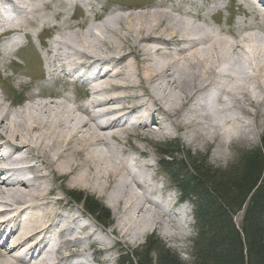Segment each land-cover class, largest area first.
<instances>
[{
    "label": "bare ground",
    "instance_id": "bare-ground-1",
    "mask_svg": "<svg viewBox=\"0 0 264 264\" xmlns=\"http://www.w3.org/2000/svg\"><path fill=\"white\" fill-rule=\"evenodd\" d=\"M218 2L185 0L200 4L194 14L176 9L205 26L211 20L218 27L212 31L179 21L154 2L121 5L133 13L115 15L109 5L98 10L91 0H0V38L11 36L2 60L23 38L30 45L35 36L53 35L42 44L44 79L31 87L40 92L27 96L13 119L0 102V264H91L90 256H102L100 264H108L112 247L80 223L83 215L62 196L70 189L95 194L118 210L109 232L119 245L129 231L137 240L156 229L166 239L185 240L187 220L177 218L175 194L156 174L153 155L125 140L133 134L140 141L174 137L214 147L217 159L225 161L226 148L248 140L239 114L249 117L253 110V120L264 118V37L256 35L264 21L228 18L223 23L220 8L210 17L209 5ZM230 2L240 8L234 14H251L248 0ZM113 37L132 44L118 47L110 42ZM58 71L71 84L98 77L85 87L82 104L65 93L55 96ZM161 79L166 90L159 87ZM205 120L210 124L197 130ZM259 126L264 128V119ZM260 132L254 131L258 137ZM144 208L153 213L145 214ZM181 212L186 213L185 206ZM171 214L178 234L164 225Z\"/></svg>",
    "mask_w": 264,
    "mask_h": 264
},
{
    "label": "rangeland",
    "instance_id": "rangeland-1",
    "mask_svg": "<svg viewBox=\"0 0 264 264\" xmlns=\"http://www.w3.org/2000/svg\"><path fill=\"white\" fill-rule=\"evenodd\" d=\"M93 3L96 4L97 8H101L104 4L109 5L115 12H113L115 15L119 13H133V10H121L122 6H134V5H148L152 2L157 3L158 5H161L164 10H167V12L172 14L173 17H175L179 21H183L186 23H189V25H195L204 29L209 30H217V24L213 23L211 20L210 22L205 26L202 23L195 22L194 18L187 17L185 15H182L178 12H176L177 8H182L184 11H189L191 14H194L199 11L200 4L196 5H190L184 3L185 0H91ZM201 1V0H199ZM218 4H211L209 5V8L211 9L210 17L217 11L218 8L221 9V13L219 15L220 19H222L223 23H226V19L229 18L230 20L235 21H241L243 19L250 20L253 23H259L262 20L264 21V17H261L257 15L258 13H255L252 9L249 8L250 15H244V14H234L237 13L239 6L238 3L233 4L229 1L230 0H219ZM223 4H222V3ZM224 5H227L228 7L226 9H223ZM176 6V7H174ZM215 6V7H214ZM86 10V8H85ZM112 11V10H111ZM146 11V9H144ZM48 15H51L50 11ZM112 13V14H113ZM88 14V13H87ZM104 15L103 17H112L113 15ZM89 15V14H88ZM253 16H257L256 20H253ZM81 18L80 22H84L83 17ZM93 18V15L91 14L90 20ZM53 19L52 16L50 17V20ZM214 19V18H213ZM54 21V20H53ZM52 21V23H53ZM90 21H87V24ZM92 22V21H91ZM232 22V21H231ZM96 24L99 23L98 20L95 21ZM94 23V24H95ZM95 24V25H96ZM113 28L118 29V26L112 25ZM81 31V30H80ZM79 34V30L75 31ZM68 33V31H66ZM122 36H127V33L124 31L119 32ZM256 35L258 37L263 38L264 37V29L263 31H257ZM244 36V34H243ZM52 37L51 33H42L40 35V38H33L32 44L25 47L23 50L19 51L15 56L11 57V61L5 59L2 60L0 56V102L2 103L3 108H8L10 110V117L13 115V112H16L20 110L21 106L26 103V97L30 95H35L34 93H39V89H33L34 84H38L39 82H42L44 79L43 75V69L41 66V61L43 57V50L42 44H45L44 39H49ZM23 43H25L24 39H21ZM74 40V38H72ZM48 41V40H47ZM75 41V40H74ZM113 45L118 44V47H129V45L132 44L128 43V41L124 38H118L113 37L110 41ZM239 55H241L239 53ZM160 88L162 87L164 90H166L165 85L166 81L161 79L159 81ZM56 92H59L58 95H55L57 97H60V95H63L65 93L72 102H75L76 104H82L84 100L81 99L82 92L77 90L75 87H73L72 84L69 82L66 83L64 80L63 84H59L58 87L54 89ZM13 92H16L14 95ZM20 94L21 98H17L16 95ZM42 94V93H41ZM40 95V94H38ZM241 104H244V100L240 101ZM252 113H254L253 110L250 111L249 117H247L244 114H239L241 124L239 125L242 130L247 132V142L245 144H236L235 146L231 148H226L225 151L228 153V157L225 161H219L217 159V152L215 148L208 149L209 146H202V145H189L184 140L179 139L180 141L176 143V139L174 137H171L170 139L166 140H159V139H153L151 138L153 133L157 132L158 128L156 127V130L150 128V135L151 138L147 141H140L135 136L131 135L127 137L125 142L127 143V146L129 144H134L143 147L150 155H153L152 163L154 165V169L156 174L159 175V177L163 180V186L169 187V189L175 194V198L180 199L183 198L182 201H187L188 209L191 211V215H193V212H195V201H193L190 197H185V193L182 190L181 183L182 179H188L187 182L183 184L184 188L189 184L191 181L189 173L191 172L192 166H197L198 164H203L207 166L208 168H211L212 170H221L225 171L230 169L231 167L235 166L236 163L240 162V159L246 152L253 151L260 149L264 153V128H261L259 126V123L263 122L264 118H260L259 122L257 120H253ZM13 119V118H12ZM211 121L205 120L203 124H198L197 130L202 129V127H207L208 123L210 124ZM207 124V125H206ZM201 127V128H200ZM263 129V130H262ZM260 131L259 137L255 135L254 131ZM209 132V131H208ZM212 130L208 133L210 134ZM249 132V133H248ZM152 133V135H151ZM125 148V152L127 151L129 154L131 153L127 147ZM167 152V153H164ZM167 154V155H166ZM169 155V156H168ZM162 158L160 160L159 158ZM141 160V159H140ZM243 161V160H242ZM165 162H172L171 165L174 163H178L179 168L174 167L173 172L166 171V168H164L163 163ZM170 165V166H171ZM175 166V165H174ZM172 167V166H171ZM169 169V168H167ZM164 171V172H163ZM184 173V174H182ZM159 187L161 185L159 184ZM65 196L62 195L69 204L76 206L79 210L78 212L83 215L84 218L81 221V224L84 226H88L90 229L96 230L95 233V239H98L102 242H104L108 247H112V250L109 252V263L110 264H128V260H130L133 264H156V261L158 259V255L161 253V255H165L169 261L171 258H175L179 261V264H190L193 259V245L194 241L193 238L196 234V228L194 227V220L190 223L189 230H188V236L185 237V240H170L166 239L162 234L161 229H156L155 231H150L146 233V235L143 238H140V240H137L132 237V231L128 232V236H126L125 244L119 245L117 244V241L114 239L112 235H110V230H112L116 224H117V217H118V210L111 209L105 205V203L99 199L95 194H92L88 191H79V190H73L70 189L69 191H65ZM79 196V197H78ZM81 196V197H80ZM87 198H90L92 200V203L97 204L98 206H101L104 210L105 218L100 219L99 215L92 212L91 206H87ZM155 199H161L160 196H154ZM86 200V201H85ZM174 200V199H173ZM172 200V202H173ZM164 204V203H163ZM89 205V204H88ZM68 208L70 206H67ZM245 209V208H244ZM244 209L239 212L237 215L234 216V223L238 225V223L241 220L242 214ZM143 211L146 213H153V211L143 209ZM66 212V210H64ZM155 212V211H154ZM143 214V215H145ZM122 216V215H121ZM124 216V215H123ZM136 216V215H135ZM106 217H108L106 219ZM164 225L169 229L171 232L178 234L179 230L173 225V220H177L176 217H174L172 214L169 218H165ZM135 222V221H134ZM138 224L137 222H135ZM164 247V249L162 248ZM164 250V251H162ZM162 251V252H160ZM168 254V256L166 255ZM94 264L98 263L100 264L103 260L102 256H94L89 257L88 260H90V263L92 264V260Z\"/></svg>",
    "mask_w": 264,
    "mask_h": 264
},
{
    "label": "trees",
    "instance_id": "trees-1",
    "mask_svg": "<svg viewBox=\"0 0 264 264\" xmlns=\"http://www.w3.org/2000/svg\"><path fill=\"white\" fill-rule=\"evenodd\" d=\"M170 165L167 162L169 169L179 168L176 163L175 166ZM189 175V184L184 188L183 184L188 181L185 177L180 185L185 197L195 201L197 237L190 264H264L262 150L247 152L228 170H212L200 163L192 166ZM86 200L93 213L100 219L105 218L101 206L94 205L90 198ZM243 207L245 209L237 225L234 216ZM128 264L133 263L128 260ZM156 264H179V261L175 258L169 261L160 253Z\"/></svg>",
    "mask_w": 264,
    "mask_h": 264
}]
</instances>
